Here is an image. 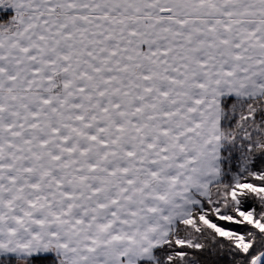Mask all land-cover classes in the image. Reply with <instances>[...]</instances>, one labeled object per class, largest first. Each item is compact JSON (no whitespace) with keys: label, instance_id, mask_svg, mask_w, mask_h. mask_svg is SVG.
<instances>
[{"label":"snow or ice","instance_id":"1","mask_svg":"<svg viewBox=\"0 0 264 264\" xmlns=\"http://www.w3.org/2000/svg\"><path fill=\"white\" fill-rule=\"evenodd\" d=\"M0 264H264V0H0Z\"/></svg>","mask_w":264,"mask_h":264}]
</instances>
